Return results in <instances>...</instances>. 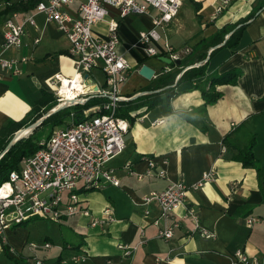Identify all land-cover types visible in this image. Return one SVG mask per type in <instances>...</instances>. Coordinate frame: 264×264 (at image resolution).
I'll return each mask as SVG.
<instances>
[{
    "label": "crops",
    "instance_id": "obj_1",
    "mask_svg": "<svg viewBox=\"0 0 264 264\" xmlns=\"http://www.w3.org/2000/svg\"><path fill=\"white\" fill-rule=\"evenodd\" d=\"M194 1L199 3V19L190 1L180 0L187 7L188 24L184 25L176 13L168 26L161 29L158 47L165 40L176 51L184 47L190 49L201 38L223 26L239 23L253 13L242 22L244 27L234 48L219 47L222 44L219 42L205 48L203 58V49H198L192 63L197 66L207 59L206 72L238 67L241 74L236 82L217 85L215 89L221 96L212 103H204L193 81L182 83L167 102L162 101L134 118L128 124L124 150L110 164L118 186L104 185L99 189L102 194L88 193L80 197L89 215L77 214L62 219L55 233L43 232L35 240H27L28 229L22 226L4 229L0 237V264H11L12 260H16L15 264H31L25 246L31 241L48 242L50 245L38 247L35 255L59 264H244L231 257L236 249L241 250L248 261L264 264V0H229L213 18L210 15L213 0ZM114 13L109 9L110 15ZM144 17L147 18L144 25H127L122 22L126 17L119 23V50L132 51L135 55L129 57L132 67L126 80L119 85V93L125 97L122 101L160 90L154 89L158 78L174 69L168 66V72L160 73L165 64L158 60L159 55L146 57L139 49L127 50L138 32L149 27V18ZM34 19L36 28L26 27L20 47L1 52L3 57L26 56V60L19 62L17 75L3 73L0 77V127L8 120H20L39 97L41 89L53 94L49 80L54 74L63 78L73 74L72 62L66 54L48 55L66 50L65 36L41 15H35ZM1 23L2 20L0 45ZM92 30L97 36H106L104 22L101 31ZM35 36L38 42L32 45ZM215 47L218 48L209 55ZM183 55L181 53L180 57ZM139 58L144 61L138 64ZM141 64L153 70L149 79L138 74ZM89 75L98 82L91 70ZM131 78L134 83L128 81ZM200 80L202 77L195 82ZM157 120L162 122L155 124ZM251 134L255 140L252 153L260 168L259 177L252 166L233 158ZM225 135H228L229 146L221 142ZM146 158H152L164 170V178L138 180L123 167L125 161L129 162L130 168L140 173L145 169ZM209 171L212 179L193 188L201 175ZM176 181L183 182L187 190L183 206L173 217L177 226L172 236L164 240L157 237V229L171 222L159 220L154 225L152 221L158 215L156 204H148L149 213L145 215L143 206L136 202L150 190ZM106 207L110 208L114 220L108 221L103 215ZM189 212L196 217L198 228ZM247 216L257 220L246 224ZM140 229L144 242L130 258L122 257L116 244H134ZM200 229L212 237L198 236ZM75 254H83L86 258L73 260Z\"/></svg>",
    "mask_w": 264,
    "mask_h": 264
},
{
    "label": "built area",
    "instance_id": "obj_2",
    "mask_svg": "<svg viewBox=\"0 0 264 264\" xmlns=\"http://www.w3.org/2000/svg\"><path fill=\"white\" fill-rule=\"evenodd\" d=\"M228 1L213 0L210 3L211 17L217 16ZM179 4L180 0H37L30 11H12L2 19L0 77L3 73L9 76L19 73V62L26 60V56L3 57L1 52L20 47L26 27L36 28L34 16L39 14L67 39L65 54L72 62L73 77L66 80L72 82L76 79L80 86L86 88L84 92H77L73 100L63 99L64 96L59 92L62 79L59 74H54L49 84L53 87L55 106L64 108L82 105L92 96L102 99L83 109L82 117L76 122L71 121L70 110L68 124L54 126L46 138L39 142V147L33 153L21 157L16 168L0 183V237L4 229L35 218L58 223L77 214L88 216V209L81 204L79 192H85L87 188L99 190L104 185L118 186V179L108 162L125 148L123 137L129 125L116 112L120 101L125 99L119 93V85L126 80L127 72L132 67L119 50V23L130 15L148 16L149 27L138 32L127 50L139 49L146 57L166 56L171 62L179 59L181 53L186 54L189 48L176 51L165 40L160 47H156L160 40L157 29L168 26ZM109 9L115 13L110 15ZM98 22L105 23V37L95 35L92 30V25ZM37 42L38 37L35 36L31 43L35 45ZM92 69L101 73V83L90 77L89 71ZM169 70L167 65H163L160 73ZM160 122L162 120L154 123ZM145 161V169L140 173L133 171L129 162L125 161L123 167L138 180L143 177H165L164 170L152 158H146ZM212 177V172H205L192 187H200ZM186 190L187 186L181 181L169 182L163 188L150 190L138 198L136 203L143 206L145 215L149 213L148 204H156L158 215L152 221L154 225L159 220L171 222L158 227L157 237L168 240L172 236L173 228L177 226L173 217L184 204ZM102 213L108 221L114 220L109 207L104 208ZM189 215L194 220L195 228H198L194 214L189 212ZM256 220L254 216H247L245 223L251 224ZM197 234L200 237H212V234L201 229ZM143 242L140 229L134 244L118 242L116 247L121 256L127 259ZM49 245L48 242H27L25 246L29 251L30 263L59 264L58 261L48 262L35 255L38 247L46 248ZM231 257L244 264H257L256 260L248 261L239 249L234 250ZM85 258L83 254L72 255L76 261H84Z\"/></svg>",
    "mask_w": 264,
    "mask_h": 264
},
{
    "label": "trees",
    "instance_id": "obj_3",
    "mask_svg": "<svg viewBox=\"0 0 264 264\" xmlns=\"http://www.w3.org/2000/svg\"><path fill=\"white\" fill-rule=\"evenodd\" d=\"M36 1L37 0H0V20H2L8 13L12 11H30ZM189 1L193 6L196 18L199 19V15L197 14L199 3L194 0ZM252 15L253 13L246 17L244 20L249 19ZM243 21L223 26L206 38H201L196 44L190 47L189 51L185 55L177 60L171 61L169 64H165L167 66L174 67V69L172 70V72L162 74L158 78L157 86L154 89H161L158 91H151L137 95L129 100L120 101V105L118 111L116 112V115L125 118L128 121V124H130L133 119L138 117L141 113L159 105L162 101L167 102L170 97L177 93L176 88L180 84L188 81L194 82V85L198 89L204 103H212L216 101L218 98H220L221 93L217 91L215 87L217 85L223 84H234L237 78L240 76L241 70L238 67H231L222 72H206L207 59L197 66L192 65V63L194 62L195 51L198 49H203L201 54V58H203L204 51L206 50L205 48L211 45H215L219 42H222L219 47H226L230 49L234 48L237 44L240 32L244 27V24L242 23ZM226 32H229V34L225 39H223V35ZM196 46H198V48ZM217 48L218 47L213 48L210 51L209 55ZM65 53V50H58L48 55L53 56ZM143 61L144 58H139L137 60V63L139 64ZM187 65L190 66L186 67ZM179 72L181 73L176 77ZM201 77L202 80L195 82L197 78ZM160 94H162L163 97H161ZM101 99V97L92 96L87 99L82 105H73L71 106V109H68L69 107H64L53 111L46 117L42 118L40 122L33 127L31 132L27 136L18 139L5 151H3L15 131L17 132L21 128L28 127L37 119H39L47 110L56 105L53 94L49 91L41 89L39 97L33 101V104L28 112L20 120H8L4 125L0 127V183L4 182L7 178L8 173L16 168V165L21 157L33 153L39 147L40 141H34L32 139V135L38 126L47 124L50 127V132L54 126L68 124L65 120L69 116L70 110L72 111L71 121L76 122L82 117L83 109L99 102ZM254 141V135L251 134L246 145L240 149H237L233 158L240 161V163L243 165L252 166L259 177L260 168L255 162L252 153ZM221 142L222 144L229 146L230 143L228 141V135L223 136ZM89 190L93 189H85V191ZM27 221L17 224L16 226L25 225ZM15 263L16 260H12L11 264Z\"/></svg>",
    "mask_w": 264,
    "mask_h": 264
},
{
    "label": "rangeland",
    "instance_id": "obj_4",
    "mask_svg": "<svg viewBox=\"0 0 264 264\" xmlns=\"http://www.w3.org/2000/svg\"><path fill=\"white\" fill-rule=\"evenodd\" d=\"M186 6L184 4V2L180 3L177 9V17L179 18V20H182L181 22H183L184 25L188 24V15L186 13ZM175 18V17H174ZM147 18L144 16H139V17H135L134 15H130L127 16L122 22H125L127 25L135 24V23H140V24H145ZM93 29H97L98 31H101L103 28V22H99L96 23V25H92ZM120 29V28H119ZM158 32L162 35L161 30L158 28L157 29ZM156 47H158V45H156ZM125 57L127 59H129V57H134L135 55L132 53V51H126L124 53ZM91 72L96 76L97 81L99 83L102 82L103 78L100 72H98L95 69H92ZM130 83L132 81V83H134V80L131 78V80H128ZM127 81V82H128ZM68 109H71V107H69ZM66 123H68L70 121V117L68 116L66 118ZM49 125L45 124V125H40L37 127V129L34 131L33 135H32V139L34 141H43L48 132H49ZM123 139H125V135L123 137ZM120 156V155H118ZM118 156H116L115 158L111 159L108 164L110 166V164L112 165V162L116 161L118 159ZM101 190V189H100ZM100 190H89V191H85V192H79V197H84L86 194L89 193L90 194H102V192H100ZM57 222L54 221H50L47 219H31L28 220L27 223L25 225H21L23 228L28 229V233H27V240H35L38 235H41L43 232H48V233H55V230H57ZM16 227H20V226H16L14 225V227H10V229H14Z\"/></svg>",
    "mask_w": 264,
    "mask_h": 264
},
{
    "label": "water",
    "instance_id": "obj_5",
    "mask_svg": "<svg viewBox=\"0 0 264 264\" xmlns=\"http://www.w3.org/2000/svg\"><path fill=\"white\" fill-rule=\"evenodd\" d=\"M158 60H160L164 64L170 63V59L167 58L166 56H158ZM152 73H153V70L149 66H147L146 64H141L138 68V74L141 75L142 77L146 78V79H149L151 77ZM84 77H86V74H84ZM57 109H60V107L59 106H53L51 109L47 110L39 119H37L35 122H33L28 127H26V128H30V131L28 132V134L31 132L33 127L40 122V120L42 118L46 117L48 114L52 113L53 111H55ZM22 137H25V136H17L16 131H15L13 133V136L11 137V139L6 144L3 151H5L10 145H12L15 141H17L18 139H20Z\"/></svg>",
    "mask_w": 264,
    "mask_h": 264
},
{
    "label": "bare ground",
    "instance_id": "obj_6",
    "mask_svg": "<svg viewBox=\"0 0 264 264\" xmlns=\"http://www.w3.org/2000/svg\"><path fill=\"white\" fill-rule=\"evenodd\" d=\"M60 78L62 79V85L59 92L62 93V95L64 96L63 99L73 100L77 92H84L86 90L85 87L83 88L82 86H80V84L76 82V79L70 82L69 80H66V78ZM29 131L30 128H21L16 132V134L17 136H27Z\"/></svg>",
    "mask_w": 264,
    "mask_h": 264
}]
</instances>
